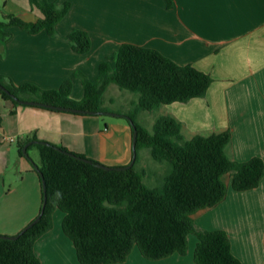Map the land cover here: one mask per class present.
<instances>
[{
  "label": "crops",
  "instance_id": "0c3cea01",
  "mask_svg": "<svg viewBox=\"0 0 264 264\" xmlns=\"http://www.w3.org/2000/svg\"><path fill=\"white\" fill-rule=\"evenodd\" d=\"M49 1L71 4L56 26V35H32L12 28V38L0 45V75L16 85L33 83L44 90L59 89L71 79V97L81 101L84 87L74 77L77 71L95 82L100 64L121 45L154 49L176 64L192 65L212 78L205 98L162 106L158 116L181 123L187 140L228 131L231 142L225 154L230 160L242 163L258 157L264 161V0H171V6L166 0ZM7 16L28 24L43 18L28 0H0V18ZM74 29L90 35L89 53L80 55L72 49L68 36ZM13 109L0 95L2 236L18 235L41 212L40 176L39 182L18 148L28 138L33 142L36 137L108 166L125 167L132 160L130 127L126 142L110 144L105 138L110 129L103 131L98 116L35 106L18 107L12 115ZM224 181V201L196 213L194 223L202 230L224 231L233 255L242 264H264V177L258 188L244 192L232 189L231 177ZM64 217L57 210L52 230L35 244L41 264H79L74 245L62 230ZM188 242L186 256L149 261L135 248L120 264H196L197 236L190 235Z\"/></svg>",
  "mask_w": 264,
  "mask_h": 264
},
{
  "label": "trees",
  "instance_id": "16d2710c",
  "mask_svg": "<svg viewBox=\"0 0 264 264\" xmlns=\"http://www.w3.org/2000/svg\"><path fill=\"white\" fill-rule=\"evenodd\" d=\"M28 1L42 12L43 18L31 24L15 16L0 18V45L12 38L11 29L15 27L32 35L46 32L55 36L57 24L71 9L69 2L58 5L49 0ZM166 1L171 6V0ZM68 38L74 52L80 55L92 49L91 37L84 30L74 29ZM74 77L84 87L81 101L71 97V79L59 89L44 90L33 83L16 85L0 75V95L13 104L12 115L18 107L25 106L19 101L117 113L123 115L134 133L126 118L129 117L138 131L136 162L128 171H105L96 167L100 163L63 147L46 142L29 146L27 153L37 147L40 154L38 173L46 185V206L41 220L19 239L0 238V264H41L35 244L52 230L57 210L65 214L62 230L73 243L79 264L124 263L135 248L149 261L186 256L190 235L198 238L196 264H242L233 255L224 231L202 230L195 225L193 216L224 201L226 176L231 177L234 191L258 188L264 177V161L258 157L242 163L230 160L225 154L231 142L228 131L187 140L182 124L170 116H157L151 131L139 120L144 113L157 114L162 106L205 98L212 78L192 65L176 64L157 50L132 44L121 45L115 55L100 64L95 82L81 71ZM111 86L129 92L136 100L122 111H113L106 100ZM113 103L111 99L109 104ZM101 115L104 114L98 116ZM33 140L38 141L36 137ZM30 142L28 138L19 144L20 155H24L23 148ZM142 147L149 150L155 163L166 167L155 186L144 183L149 176L146 169L136 168ZM43 199L42 190V202Z\"/></svg>",
  "mask_w": 264,
  "mask_h": 264
},
{
  "label": "rangeland",
  "instance_id": "374dc122",
  "mask_svg": "<svg viewBox=\"0 0 264 264\" xmlns=\"http://www.w3.org/2000/svg\"><path fill=\"white\" fill-rule=\"evenodd\" d=\"M111 99L114 100V103L112 105L109 104ZM106 100L108 102V107L111 108L113 111L118 112V111H122L121 108H128L131 100H136V97L130 94L129 92L120 91L117 87L112 86L111 89L106 94ZM158 115H159L158 113L155 115L144 113L143 114L144 119H141L140 123L148 131H151L155 118ZM96 118L98 119V122L101 125L103 131H105L106 129H110L109 136L106 134L105 137L108 138L110 144H118V142L121 141V145H122L123 139L126 142V130L129 129L130 126L124 118L110 116V115H101ZM15 148L17 147L15 146ZM140 156L141 159L136 168L137 170L146 169L149 176H147L144 179V183L149 186H155L157 183L156 181L165 174L166 167L159 165L158 163H155L151 159L149 150L146 149L145 147H142ZM24 160L29 165L30 169L34 171V174L37 176L39 180L38 169L41 167V158L37 147H33L31 151H29L28 156H24ZM108 167H114V166H108ZM27 180L28 179H26V182ZM40 186H41V182H40ZM8 237H13V236H8Z\"/></svg>",
  "mask_w": 264,
  "mask_h": 264
},
{
  "label": "water",
  "instance_id": "95a60500",
  "mask_svg": "<svg viewBox=\"0 0 264 264\" xmlns=\"http://www.w3.org/2000/svg\"><path fill=\"white\" fill-rule=\"evenodd\" d=\"M19 103L21 105H25V106H35V107H41V108H46V109H50V110H55V111H59V112H69V113H74V114H80V115H91V116H98L100 114H104V115H110V116H115V117H122L123 115L121 114H117V113H100V112H92V111H85V110H79V109H70V108H65V107H57V106H53V105H49V104H45V103H40V102H34V101H19ZM127 120L130 122L131 126L133 127L134 133H133V137H132V160L130 162V164L128 166L125 167H108L105 166L103 164H98L96 165V167L105 170V171H128L130 169L133 168L135 162H136V158H137V142H138V131L136 129V127L133 125L132 120L129 117H126ZM32 144H45V142H39V141H33L29 144H27L24 148H23V152H24V156H28L27 153V149L30 145ZM72 157H76L74 155L69 154ZM77 159L89 163L91 164L92 162L88 159H84L81 157H76ZM39 171V169H38ZM40 177L42 180V190H43V194H44V199H43V204H42V208H41V212L39 214V216L32 222L30 223L26 228H24V230H22V232H20L18 235L13 236V237H8V236H0V238L2 239H6V240H17L19 239V237H21L24 233H26L29 229H31L35 224H37L43 215L45 206H46V185H45V181L43 180V176L40 173Z\"/></svg>",
  "mask_w": 264,
  "mask_h": 264
},
{
  "label": "built area",
  "instance_id": "2783aa9c",
  "mask_svg": "<svg viewBox=\"0 0 264 264\" xmlns=\"http://www.w3.org/2000/svg\"><path fill=\"white\" fill-rule=\"evenodd\" d=\"M9 141H10V142H13V141H14V139H12V138H11V139H9Z\"/></svg>",
  "mask_w": 264,
  "mask_h": 264
}]
</instances>
